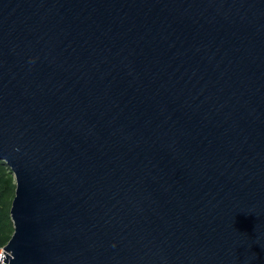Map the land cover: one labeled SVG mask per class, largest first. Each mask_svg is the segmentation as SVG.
<instances>
[{
  "label": "water",
  "instance_id": "95a60500",
  "mask_svg": "<svg viewBox=\"0 0 264 264\" xmlns=\"http://www.w3.org/2000/svg\"><path fill=\"white\" fill-rule=\"evenodd\" d=\"M1 264H264V0H0Z\"/></svg>",
  "mask_w": 264,
  "mask_h": 264
},
{
  "label": "trees",
  "instance_id": "16d2710c",
  "mask_svg": "<svg viewBox=\"0 0 264 264\" xmlns=\"http://www.w3.org/2000/svg\"><path fill=\"white\" fill-rule=\"evenodd\" d=\"M15 192V179L10 168L0 160V250L7 244L12 233L10 206Z\"/></svg>",
  "mask_w": 264,
  "mask_h": 264
},
{
  "label": "built area",
  "instance_id": "2783aa9c",
  "mask_svg": "<svg viewBox=\"0 0 264 264\" xmlns=\"http://www.w3.org/2000/svg\"><path fill=\"white\" fill-rule=\"evenodd\" d=\"M3 255V252H2V249L0 250V255ZM3 259V258H2ZM2 259H1V261H0V264H1V262H2Z\"/></svg>",
  "mask_w": 264,
  "mask_h": 264
}]
</instances>
